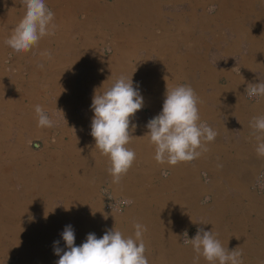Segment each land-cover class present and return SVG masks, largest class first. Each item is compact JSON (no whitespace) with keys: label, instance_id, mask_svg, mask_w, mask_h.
<instances>
[{"label":"crops","instance_id":"obj_1","mask_svg":"<svg viewBox=\"0 0 264 264\" xmlns=\"http://www.w3.org/2000/svg\"><path fill=\"white\" fill-rule=\"evenodd\" d=\"M86 1L45 0L55 35L17 53L4 41L24 6L0 0V264H56L54 246L67 250L69 225L74 246L113 227L133 235L145 208L149 264H174L170 233L180 237L197 220L264 232V196L249 193L264 170L249 127L264 115V96L246 93L249 83H264V0ZM121 74L132 75L143 107L127 145L136 159L113 184L90 135L91 103ZM177 85L194 89L199 123L218 135L199 158L169 166L155 161L146 125L162 111L166 87ZM37 104L53 127H38ZM106 194L129 205L108 209ZM246 243L264 250V240Z\"/></svg>","mask_w":264,"mask_h":264},{"label":"clouds","instance_id":"obj_2","mask_svg":"<svg viewBox=\"0 0 264 264\" xmlns=\"http://www.w3.org/2000/svg\"><path fill=\"white\" fill-rule=\"evenodd\" d=\"M20 3L24 6V14L4 43L17 53H26L37 47L44 37L55 35L57 25L54 23L55 13L48 8L45 0H20ZM40 55L52 58L50 50ZM38 67L43 68V64ZM246 93L249 97L264 96V83H249ZM199 102L190 85L166 87L162 111L146 125V136L154 145V159L158 164L175 166L192 162L208 151V143L215 141L218 133L199 123ZM142 107L143 97L133 86L132 75H119L102 93L95 91L92 97L90 135L95 141V148L108 158L107 172L113 184L120 183L136 159L135 151L127 145L134 138L131 133L136 128L131 118ZM34 112L38 127L54 126V121L41 105H35ZM249 127L257 142L255 151L258 156L264 157V115L254 116ZM133 228V235L127 237L114 227L105 231L99 239L94 233H89L85 242L74 246V231L70 225L66 226L61 235L67 250L54 246V254L59 256L56 264H149L143 239L147 227L137 222ZM187 242L195 253L192 264H199L201 257L208 264H216L217 261L219 264H243L242 251H237L238 247L229 251L212 230L198 229Z\"/></svg>","mask_w":264,"mask_h":264},{"label":"rangeland","instance_id":"obj_3","mask_svg":"<svg viewBox=\"0 0 264 264\" xmlns=\"http://www.w3.org/2000/svg\"><path fill=\"white\" fill-rule=\"evenodd\" d=\"M95 2H98V0L86 1V3H90V4L95 3ZM258 176L255 177V180L258 178ZM255 182L256 181H254L253 185L250 187L249 193H252L254 195L264 196V191H261L260 189L256 188ZM147 194L148 193L146 192L145 195ZM105 196H106V200H105V205H106V203L108 202V199H111V200L113 199L107 194ZM204 203H209V199L206 198ZM128 205L129 203H127V206ZM249 210H251V208ZM142 214L143 215H142L141 222L143 225L149 228L148 222H150V216L148 215L146 208L144 209ZM213 219L208 224H203L204 222L202 220H197L194 226H192L189 229H184L180 233V237L176 235L175 232L170 233L169 242L167 241V243H168V247H171V249L169 250L171 252L173 250L174 252L171 257L169 256V258L177 260L174 262V264L176 263L192 264L195 253L192 249V246L187 241L188 239H192L196 235L197 230L201 228L204 231L212 230V232L216 235V238L221 242L223 246L227 247L229 251L238 247L237 251H242L243 253L242 255L243 264H249L250 262L246 261V259H251L252 257H254V259L264 261V250L261 249V246L258 249H256L254 246L250 248L249 246H247L248 243H246V241H249V243L251 242L252 245L257 244V243L262 244V241L264 240V232L248 233L247 231H219L218 227H221L222 223L219 226V221L217 222L218 219H214V220ZM149 235H150V231H149ZM159 246L161 247V243H159ZM162 248H163V245H162ZM255 250H258V251H255ZM164 253H167V252H164ZM161 259H165V258L162 256ZM203 263L208 264V262L205 261L201 257L199 264H203ZM216 264H219V262L217 261Z\"/></svg>","mask_w":264,"mask_h":264},{"label":"built area","instance_id":"obj_4","mask_svg":"<svg viewBox=\"0 0 264 264\" xmlns=\"http://www.w3.org/2000/svg\"><path fill=\"white\" fill-rule=\"evenodd\" d=\"M249 98H252V97H249ZM255 187L260 189L261 191H264V170L259 174L255 182ZM126 206H127V203L124 201H114L111 199H108V202L106 203V208L113 209L115 211H120L122 208Z\"/></svg>","mask_w":264,"mask_h":264},{"label":"bare ground","instance_id":"obj_5","mask_svg":"<svg viewBox=\"0 0 264 264\" xmlns=\"http://www.w3.org/2000/svg\"><path fill=\"white\" fill-rule=\"evenodd\" d=\"M89 4H90V3H89ZM118 6H119V5H118ZM126 8H127V7H126ZM118 10H119V9H118ZM124 10H125V9H124ZM127 14H128V12H127ZM117 17H118V16H117ZM261 172H262V171H261ZM256 180H257V179H256ZM256 180H255V181H256ZM203 264H204V263H203ZM205 264H206V263H205Z\"/></svg>","mask_w":264,"mask_h":264}]
</instances>
